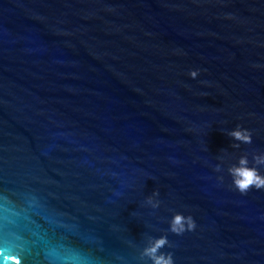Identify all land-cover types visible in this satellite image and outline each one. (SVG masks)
I'll list each match as a JSON object with an SVG mask.
<instances>
[{"label": "water", "instance_id": "water-1", "mask_svg": "<svg viewBox=\"0 0 264 264\" xmlns=\"http://www.w3.org/2000/svg\"><path fill=\"white\" fill-rule=\"evenodd\" d=\"M256 151L264 0H0V264H150L160 235L175 264H264V190L226 171Z\"/></svg>", "mask_w": 264, "mask_h": 264}, {"label": "clouds", "instance_id": "clouds-1", "mask_svg": "<svg viewBox=\"0 0 264 264\" xmlns=\"http://www.w3.org/2000/svg\"><path fill=\"white\" fill-rule=\"evenodd\" d=\"M201 72L200 68H189L187 75L195 79ZM234 143L233 148L239 147L240 143L249 144L252 141V132L246 127L237 124L227 130ZM264 165V151H256L251 154V161L247 153L240 154L235 163L228 165L226 171L230 176L231 186L241 194L247 193L250 189L264 190V172L258 166ZM214 170L220 171V165L216 164ZM217 179H223L218 176ZM157 190H153V195H158ZM153 207L158 206L159 201H152V197H147ZM196 227V222L192 215L181 211H174L168 219V231L177 235L185 231H192ZM165 245L171 248L167 235H160L150 238L149 242L140 249V255L147 257L150 264H175L171 251H160Z\"/></svg>", "mask_w": 264, "mask_h": 264}]
</instances>
